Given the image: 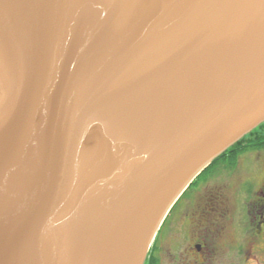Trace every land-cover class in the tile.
<instances>
[{"label":"water","instance_id":"95a60500","mask_svg":"<svg viewBox=\"0 0 264 264\" xmlns=\"http://www.w3.org/2000/svg\"><path fill=\"white\" fill-rule=\"evenodd\" d=\"M262 124L264 0H0V264H145Z\"/></svg>","mask_w":264,"mask_h":264},{"label":"flooded vegetation","instance_id":"af4514ba","mask_svg":"<svg viewBox=\"0 0 264 264\" xmlns=\"http://www.w3.org/2000/svg\"><path fill=\"white\" fill-rule=\"evenodd\" d=\"M229 157L235 159L232 167L219 164L182 194L148 261L161 264L165 250L171 264H264V150ZM168 221L176 231L177 256L159 238Z\"/></svg>","mask_w":264,"mask_h":264},{"label":"trees","instance_id":"16d2710c","mask_svg":"<svg viewBox=\"0 0 264 264\" xmlns=\"http://www.w3.org/2000/svg\"><path fill=\"white\" fill-rule=\"evenodd\" d=\"M262 150H264V124L260 125L254 131L246 135L243 139H241L239 142H237L235 145L229 148L224 154H222L220 157L215 159L211 163V165L192 183L191 187L196 186L199 183V181H201V179L210 172L211 173L215 172L218 169V167L221 166L219 164L224 163L226 164V166L229 165V167H232L233 163L235 162V159L229 157L230 154H242L244 152L262 151ZM158 235L156 237V240L158 238ZM152 250H153V246L150 249L148 257L151 254ZM148 260L149 258H147L145 264H157V261L152 262Z\"/></svg>","mask_w":264,"mask_h":264},{"label":"rangeland","instance_id":"374dc122","mask_svg":"<svg viewBox=\"0 0 264 264\" xmlns=\"http://www.w3.org/2000/svg\"><path fill=\"white\" fill-rule=\"evenodd\" d=\"M170 221L173 222V221H175V219L170 220ZM171 232H173V235H174L172 238L169 236V234H172ZM175 235H176V231L175 232L172 231V224H171V222L169 223V221H168L166 223L165 227L163 228L162 232L160 233V236H159V238L164 242V244H162L163 247H166L167 249H169L168 247H170L172 244L171 253L173 254V256L174 255L177 256V254H176L177 249L174 246V244L177 245L176 241H175ZM159 244H160V242L158 243V247H160ZM165 252L166 251L164 250V254H162L160 257L161 258V264H171V257L169 255L165 254Z\"/></svg>","mask_w":264,"mask_h":264}]
</instances>
